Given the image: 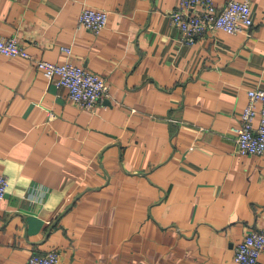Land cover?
<instances>
[{"label":"crops","instance_id":"1","mask_svg":"<svg viewBox=\"0 0 264 264\" xmlns=\"http://www.w3.org/2000/svg\"><path fill=\"white\" fill-rule=\"evenodd\" d=\"M177 2L0 0V37L108 87L86 110L34 61L0 55V264L50 250L57 264H233L264 230V154H240L232 131L264 87V0L248 29L189 44ZM83 7L108 13L98 34L78 27Z\"/></svg>","mask_w":264,"mask_h":264},{"label":"built area","instance_id":"2","mask_svg":"<svg viewBox=\"0 0 264 264\" xmlns=\"http://www.w3.org/2000/svg\"><path fill=\"white\" fill-rule=\"evenodd\" d=\"M253 0H228L218 9L213 0H178L168 15L169 21L179 28L182 40L192 43L210 31H222L233 35L252 25L251 4ZM108 13L90 7H83L78 15V27H84L98 34L107 25ZM62 50L69 55L68 48ZM0 55L21 57L35 62L36 69L47 79H55L58 87L67 90V97L79 107L91 110L107 96L108 87L98 74L72 63L70 60L57 64L41 59H32L13 37H0ZM258 121L255 124V118ZM236 134L237 151L242 154H264V87L247 91V103L239 113V124L232 127ZM8 181L0 173V200L7 190ZM264 230L246 234L234 249L233 264H263ZM58 252L50 250L45 254H31L25 264H57Z\"/></svg>","mask_w":264,"mask_h":264},{"label":"rangeland","instance_id":"3","mask_svg":"<svg viewBox=\"0 0 264 264\" xmlns=\"http://www.w3.org/2000/svg\"><path fill=\"white\" fill-rule=\"evenodd\" d=\"M21 58V57H20Z\"/></svg>","mask_w":264,"mask_h":264}]
</instances>
